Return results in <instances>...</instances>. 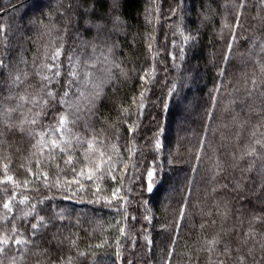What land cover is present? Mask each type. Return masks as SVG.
<instances>
[{"label": "trees", "instance_id": "obj_1", "mask_svg": "<svg viewBox=\"0 0 264 264\" xmlns=\"http://www.w3.org/2000/svg\"><path fill=\"white\" fill-rule=\"evenodd\" d=\"M0 61V264H264V0H0Z\"/></svg>", "mask_w": 264, "mask_h": 264}, {"label": "snow or ice", "instance_id": "obj_2", "mask_svg": "<svg viewBox=\"0 0 264 264\" xmlns=\"http://www.w3.org/2000/svg\"><path fill=\"white\" fill-rule=\"evenodd\" d=\"M59 55H60V52H59V50H57L54 59H55V58H58ZM2 63H3V62L0 61V65H2ZM55 75H59V72H56ZM69 75L72 76V77H75V76L77 75V73H76V72H70ZM45 79H47V77H45ZM70 84H71V81H69V85H70ZM48 95L51 96L52 93L49 92ZM64 96L67 97V96H68V92H65V93H64ZM66 125H67V120H66L65 117L62 116V117L60 118V120H59V126H60V128L57 129L56 131L58 132L60 129H64V128H66ZM130 130H131V129H130ZM51 146H52L53 148L58 147V145H57V143H56L55 141H52ZM157 146H158V145H157ZM61 151H63V149H61ZM66 163H71V158H70V157H69V160H68ZM80 175H81V176H84L85 173L82 171V172L80 173ZM92 175H93L92 173L87 174V178H88V179H91V178H92ZM8 180H11V177H8ZM72 183H79V181H78V180H76V181H72ZM99 190H100V189L98 188L97 191H99ZM117 191H118V190H117ZM116 196H117V193L114 192V193H113V197L115 198ZM3 207L6 208V209L9 208V204H8V203H5V204L3 205ZM32 227H33V228H36L37 225L33 224ZM0 243H2L3 245H7V244H8V239H7V238L0 239ZM15 243L20 244V243H23V241L16 240ZM210 243H216V241H212V242H210ZM2 251H3V248H0V252H2Z\"/></svg>", "mask_w": 264, "mask_h": 264}, {"label": "rangeland", "instance_id": "obj_3", "mask_svg": "<svg viewBox=\"0 0 264 264\" xmlns=\"http://www.w3.org/2000/svg\"><path fill=\"white\" fill-rule=\"evenodd\" d=\"M44 3H42L40 6H39V8L38 9H43L44 8Z\"/></svg>", "mask_w": 264, "mask_h": 264}]
</instances>
